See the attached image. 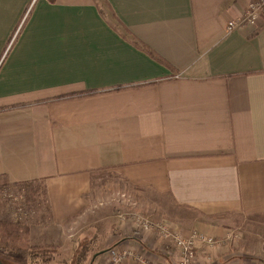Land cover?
Instances as JSON below:
<instances>
[{"label": "crops", "instance_id": "obj_1", "mask_svg": "<svg viewBox=\"0 0 264 264\" xmlns=\"http://www.w3.org/2000/svg\"><path fill=\"white\" fill-rule=\"evenodd\" d=\"M104 1L0 0V179L41 182L65 227L108 172L154 197L150 216L131 213L225 240L199 245L198 264H264L232 236L264 217V14L229 30L255 0ZM134 226L120 215L91 251L179 264Z\"/></svg>", "mask_w": 264, "mask_h": 264}, {"label": "rangeland", "instance_id": "obj_2", "mask_svg": "<svg viewBox=\"0 0 264 264\" xmlns=\"http://www.w3.org/2000/svg\"><path fill=\"white\" fill-rule=\"evenodd\" d=\"M100 1L104 9L108 11L107 3L104 0ZM129 187V183L120 176L117 177L108 172L98 173L90 192L86 195L88 202L85 214L65 227H59L52 221L48 196L41 182L15 184L0 179V247H2L0 260L5 264H43L40 258L32 259L28 255L30 254L28 250L34 252L43 250L47 253L46 257L51 260L49 264H78L79 254L82 255L83 252L85 258L81 264H94L95 253L91 251L95 249L94 243H98L99 238L101 240L109 231H112L115 218L118 219L120 215L129 216L127 214L139 211L137 209L142 211H139L140 213L148 214L144 210H152L155 206L154 197L149 192L146 194L134 192L136 196H144L143 202L148 204L145 208ZM158 212H164L163 207H160ZM151 214L154 218L155 212ZM59 232L65 233V237L63 236L60 241L57 238L54 239ZM82 232L91 234L89 240L93 242L77 248L78 251H73L74 245L71 242ZM237 233H234L235 239L244 238L243 241L237 242V246L243 244L249 249L264 250V217L246 221L238 235ZM3 247L21 248L23 251L12 254ZM124 248L131 249L134 255L123 259L118 264H123L128 259L137 260V262H141L140 258L144 259L142 253L131 245ZM135 256L139 258L135 259ZM110 258L111 253L106 254L102 264H106L107 259Z\"/></svg>", "mask_w": 264, "mask_h": 264}, {"label": "built area", "instance_id": "obj_3", "mask_svg": "<svg viewBox=\"0 0 264 264\" xmlns=\"http://www.w3.org/2000/svg\"><path fill=\"white\" fill-rule=\"evenodd\" d=\"M28 13L29 11L26 13L25 18L27 17ZM262 14H264V0H255L249 4L248 8L242 16L228 23V29L233 30L246 24L256 25L259 17L262 16ZM129 216H131L135 222L134 232L136 237L140 236L143 232L151 231L164 241L165 248L168 249L169 247H173L179 249V264H198L199 253L197 250L199 248V245L201 244L216 247L222 245L225 242L224 239H219L217 237L206 235L198 231H194L189 235H185L182 231L173 228L165 221H154L141 214L130 213ZM121 217L123 219L127 218L126 215H121ZM232 236L236 237L234 233ZM108 253H111V258L107 259L106 264H118L123 259L133 257L134 255L131 249L124 247L112 249ZM137 258L139 257L135 256V259ZM140 260L143 261L144 259L140 258ZM240 264L257 263L242 262Z\"/></svg>", "mask_w": 264, "mask_h": 264}, {"label": "trees", "instance_id": "obj_4", "mask_svg": "<svg viewBox=\"0 0 264 264\" xmlns=\"http://www.w3.org/2000/svg\"><path fill=\"white\" fill-rule=\"evenodd\" d=\"M50 1H52V2H55L56 0H50ZM86 246V245H85ZM83 247V246H82ZM81 247V248H82ZM0 248H2V247H0ZM3 249H6V250H8V251H10L12 254H17V253H20V252H22L23 251V249H21V248H16V249H9L8 247H3ZM111 248H108V249H105V250H103V251H108V250H110ZM1 250V249H0ZM78 251V250H77ZM28 253H30V254H28V255H30L29 257H31L32 259H37V258H40L41 259V261H43V264H49L50 263V259L48 258V257H46V255H47V253L45 252V251H43V250H38L37 252H34L33 250H28ZM93 253H95V254H97V252L96 251H93ZM100 253V252H99ZM94 254V255H95ZM85 258V253L83 252V254L81 255V254H79V257H78V261H77V263L78 264H81V261L83 260Z\"/></svg>", "mask_w": 264, "mask_h": 264}, {"label": "water", "instance_id": "obj_5", "mask_svg": "<svg viewBox=\"0 0 264 264\" xmlns=\"http://www.w3.org/2000/svg\"><path fill=\"white\" fill-rule=\"evenodd\" d=\"M102 253H105V251H102V252H100V253L95 254L94 257H93V260H94L98 255H100V254H102ZM0 264H5V263H4L3 261L0 260Z\"/></svg>", "mask_w": 264, "mask_h": 264}]
</instances>
